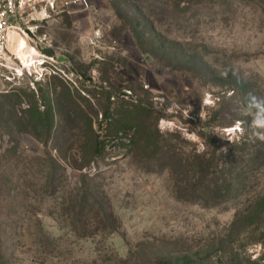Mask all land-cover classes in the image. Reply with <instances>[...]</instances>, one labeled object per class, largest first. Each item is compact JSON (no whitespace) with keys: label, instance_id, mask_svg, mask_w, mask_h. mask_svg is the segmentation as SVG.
<instances>
[{"label":"rangeland","instance_id":"1","mask_svg":"<svg viewBox=\"0 0 264 264\" xmlns=\"http://www.w3.org/2000/svg\"><path fill=\"white\" fill-rule=\"evenodd\" d=\"M11 24L0 264H264V0H39Z\"/></svg>","mask_w":264,"mask_h":264},{"label":"built area","instance_id":"2","mask_svg":"<svg viewBox=\"0 0 264 264\" xmlns=\"http://www.w3.org/2000/svg\"><path fill=\"white\" fill-rule=\"evenodd\" d=\"M39 0H0V58L4 54L8 42H9V33L12 27L11 19L17 13H24L29 9H33ZM44 60L39 61L38 65H43ZM33 66V65H32ZM32 66L23 65L22 71L28 73L29 75L33 74ZM42 68V66H40ZM33 71L36 78H42L44 72H39L36 69Z\"/></svg>","mask_w":264,"mask_h":264},{"label":"trees","instance_id":"3","mask_svg":"<svg viewBox=\"0 0 264 264\" xmlns=\"http://www.w3.org/2000/svg\"><path fill=\"white\" fill-rule=\"evenodd\" d=\"M243 144H241L240 147H243L242 146ZM241 149V148H240ZM255 156H259V152H257L255 154ZM258 158V157H256ZM215 166V159H211V160H205L204 156H202L200 158V162L198 163V172H200L202 175H207V174H210L211 173V169ZM206 188V187H205Z\"/></svg>","mask_w":264,"mask_h":264}]
</instances>
